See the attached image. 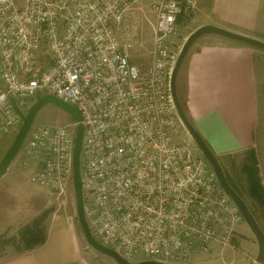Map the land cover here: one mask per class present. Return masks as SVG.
<instances>
[{"label": "built area", "instance_id": "2783aa9c", "mask_svg": "<svg viewBox=\"0 0 264 264\" xmlns=\"http://www.w3.org/2000/svg\"><path fill=\"white\" fill-rule=\"evenodd\" d=\"M138 0H0V133L21 124L37 96L81 117L84 214L92 238L128 262H190L231 242L242 216L199 152L178 141L170 89L182 5L158 0L148 64L119 38ZM26 111V112H25ZM77 123L30 131V181L53 194L72 182ZM185 129V128H184Z\"/></svg>", "mask_w": 264, "mask_h": 264}, {"label": "crops", "instance_id": "0c3cea01", "mask_svg": "<svg viewBox=\"0 0 264 264\" xmlns=\"http://www.w3.org/2000/svg\"><path fill=\"white\" fill-rule=\"evenodd\" d=\"M156 1L152 0L149 7ZM178 1L183 15L179 16L178 29L184 27L186 30L183 42L196 29L210 25L264 43V0ZM129 13L125 16L122 31L126 30V23L130 21L132 13ZM263 58L264 51L258 48L216 35H204L190 48L176 80V94L187 119L222 168L232 169L234 163L243 170L248 168L250 150L256 147L255 159L260 176H264V146L259 147L255 135L260 115L258 82L262 75ZM178 141L187 142L182 136ZM31 163L35 169L36 160L32 159ZM245 183H248L246 177ZM257 204L261 206L260 218L255 220L264 233V201L260 200ZM69 213L56 216L60 219L58 222L52 220L46 225V239L42 245L13 255L0 264H94L93 257L82 253L77 229ZM37 215L39 213L32 218ZM25 220L21 222L18 219L12 225H6L9 226L6 231L20 228L19 225L28 222ZM247 243L253 247L256 258V241L251 243L248 240ZM213 251L216 253L215 249ZM215 253L205 259L193 260L198 264L210 261L231 264L228 262L231 258L225 260L224 257L219 259V263L213 262L218 258Z\"/></svg>", "mask_w": 264, "mask_h": 264}, {"label": "rangeland", "instance_id": "374dc122", "mask_svg": "<svg viewBox=\"0 0 264 264\" xmlns=\"http://www.w3.org/2000/svg\"><path fill=\"white\" fill-rule=\"evenodd\" d=\"M151 2L152 0H138L133 5L131 10L132 15L128 19L130 21L126 23V30L119 31V38L122 41H127L131 44V48L128 52L130 55V62L140 68H144L148 64L149 56L151 50L153 49L154 16L152 11L150 12L151 8L149 6ZM185 35L186 30L184 27L182 30L179 27V29H177V33L170 40V43L172 44V53L176 56V59L184 43L183 40ZM261 62L263 64L262 75L260 76L261 78L258 82L260 115L255 137L256 141H258L259 147L261 146L262 148V146H264V58ZM180 105L182 107L181 102ZM70 121L71 120L68 114L57 106L49 104L45 105L37 113L31 130L38 126L56 128L67 125ZM19 128L14 132H8V134L0 133V160L10 147ZM29 134L26 137L20 152L11 162L7 173L0 180V218L3 222V224L0 225V235L4 233L6 238L16 237L17 230L19 228H11L6 231V227H9L6 225H12L14 221L18 219H21V222L25 219L29 222V219L34 217L37 213L40 214L44 210H49L48 217L44 222V229L50 221L57 220L55 222H58L60 220L56 216H64V214L66 215V213L70 212L73 217V224L77 229L82 253L84 255H89V257H93L95 260L94 264H115L112 260L93 252L85 243L77 223L72 182L67 184L63 188V191L58 195L53 194L30 181L31 176L34 173L35 166L31 163L32 159L24 155V147L27 143V139L29 138ZM181 136L186 139V143L190 147H192L195 151H199L184 127L180 130L179 137ZM256 151V147L250 150V159L248 158V165H246V167L248 166V169H251L253 173V176L250 177L251 181L258 179L259 186L262 191L259 198L264 201V176L263 174L260 176L259 169L257 167L255 159L257 156ZM220 166L222 167L221 164ZM222 170L225 177L236 190V193L246 203L254 219L260 218L258 215L260 214L259 210L261 206L258 207L259 204H257V202L260 203V200H257L256 197L251 194L249 183H245V177L249 181L245 171L238 168L237 163L233 164L232 169L223 167ZM20 226H22V224L18 227ZM248 240L251 241V243L255 242L253 235L250 233L242 219V222L236 224L231 242L228 245L223 246L220 243L212 242L207 253L194 256L190 262H178L175 264H198V261H194L193 259L208 258L212 255V252L215 253L213 249L216 250L215 254L218 257L213 259V262L216 261L219 263V259L224 257L225 260H229L231 258L229 261L227 260L231 264H256L255 254L252 251L253 247L248 245ZM21 248L22 247H20V249ZM0 252V262L19 253V251L13 246H6ZM211 262L212 261L201 264H215ZM262 264H264V262Z\"/></svg>", "mask_w": 264, "mask_h": 264}, {"label": "water", "instance_id": "95a60500", "mask_svg": "<svg viewBox=\"0 0 264 264\" xmlns=\"http://www.w3.org/2000/svg\"><path fill=\"white\" fill-rule=\"evenodd\" d=\"M204 35L220 36L222 38L235 41L238 43H242L254 48H258L263 51H264V43L259 40H255L243 35L229 32L214 26H210V25L202 26L196 29L194 32H192L184 41L177 56L174 67L172 69L171 81H170L172 100L177 115L183 127L185 128L186 132L188 133L192 141L195 143L199 152L204 156V158L212 168L221 189L230 198V200L234 203L239 213L241 214L245 225L249 229L250 233L253 235L257 244L258 252L255 258V262L257 264H262L264 262L263 231L261 230L260 226L252 216L246 203L228 183L217 157L208 148L204 140L201 138V136L198 134V132L194 129V127L187 119L176 94V80H177L178 72L192 45L196 42V40H198L200 37ZM49 104L55 105L58 108H60L62 111H64L66 114L69 115L70 120L72 122L77 123L74 131L73 149H72V186H73V196H74V202L76 208L77 223L87 246L93 252L112 260L115 264H164L161 262L150 261V260H143L135 263L128 262L127 260L122 258L118 253H116L115 251L109 248L102 246L92 238L84 214V204H83V194H82L81 149H82V141H83V127L80 123L81 117L78 111L73 106L63 102L62 100L49 95L37 96L36 101L32 104V106L27 110L25 114L21 112L18 109V107L15 105V103L12 101L13 108L20 117L21 126L17 131L10 147L7 149V151L4 153V155L0 160V180L7 173L11 162L20 152L25 142V139L31 130V127L33 125L37 113L45 105H49Z\"/></svg>", "mask_w": 264, "mask_h": 264}, {"label": "trees", "instance_id": "16d2710c", "mask_svg": "<svg viewBox=\"0 0 264 264\" xmlns=\"http://www.w3.org/2000/svg\"><path fill=\"white\" fill-rule=\"evenodd\" d=\"M184 111V109H183ZM185 113V112H184ZM246 176L249 178V186H250V192L252 195L256 197L257 200H262L260 197V194L262 193L261 188L259 186L258 179H255L251 181L250 177L253 176V173L251 169H244ZM227 179V178H226ZM228 181V179H227ZM228 183L231 185V183L228 181ZM231 187L234 189V187L231 185ZM235 190V189H234ZM236 192V190H235ZM49 214V210L42 211L39 215H37L35 218L21 226L17 230L16 237H9L6 238V236L3 234L0 236V251L4 249L6 246H13L15 247L19 253L24 251L32 250L40 245H42L45 242L46 239V233L44 229V222L47 219ZM22 247V251L20 249ZM1 253V252H0Z\"/></svg>", "mask_w": 264, "mask_h": 264}]
</instances>
